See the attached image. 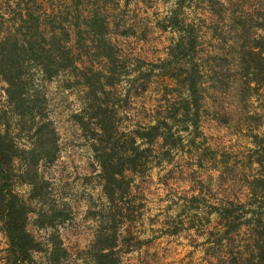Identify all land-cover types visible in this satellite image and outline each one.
Segmentation results:
<instances>
[{
  "label": "trees",
  "instance_id": "trees-1",
  "mask_svg": "<svg viewBox=\"0 0 264 264\" xmlns=\"http://www.w3.org/2000/svg\"><path fill=\"white\" fill-rule=\"evenodd\" d=\"M12 1L18 12L0 35V76L6 83L7 103L0 107V230L6 239L0 264H34L38 261L35 253L42 250L41 264H66L67 259V248L55 224L68 216V208L52 198L47 180L38 171L40 159L53 158L55 139L47 120L34 119L47 118L44 92L35 85L36 71L47 79L58 76L65 87L81 91L80 110L72 116L84 135L86 130L91 133L101 191L108 202L104 214L107 226L99 230L87 251L94 264H120L114 247L118 223L130 215L126 203L132 175L127 170L144 172L151 161L149 152L156 147L161 149L156 162L169 159L170 151L182 145L180 129L188 130L191 135L187 141L194 142L201 118L211 111L206 98L208 83L226 88L231 78L230 82L238 83L237 94L243 97L264 89V0H258L254 8L230 14L232 35L217 30L224 10L209 3L208 11L215 16L210 25L215 42L205 41L201 24L186 18L185 0H174L162 17L161 27L179 33L159 63L178 67L171 74L175 79L171 87L174 96L164 97L150 115L152 120L126 132L118 129V109L111 87L121 77L130 81L140 73L129 75L107 34L104 0H67L50 11L36 7L35 3L41 7L37 0ZM130 1L123 0L125 4ZM85 2L91 7L82 15L81 27L76 18L80 17L78 6ZM91 47L97 65L82 60L81 52ZM231 55L236 60L237 78L230 70ZM262 109L252 114L255 124L250 135L256 171L245 176V198L226 197L212 203L207 211L215 212L222 225L216 239H225V251L220 257L217 254L219 263L264 264V130L259 132L257 128L264 125V106ZM12 125L26 130L27 146L19 144ZM17 159L21 166L15 163ZM199 159L201 162L202 157ZM17 181L27 183V195L16 189ZM32 211L37 213L39 225L49 226L47 236L39 238L28 229ZM242 228L244 240L235 244V234Z\"/></svg>",
  "mask_w": 264,
  "mask_h": 264
},
{
  "label": "rangeland",
  "instance_id": "rangeland-1",
  "mask_svg": "<svg viewBox=\"0 0 264 264\" xmlns=\"http://www.w3.org/2000/svg\"><path fill=\"white\" fill-rule=\"evenodd\" d=\"M37 1L41 7L38 3L34 5L47 11L68 3L67 0ZM104 3L109 22L107 34L129 75L140 73L130 81L121 77L111 87L118 109V129L132 131L152 120L150 115L158 105L174 96L171 87L175 79L171 74L178 67L159 65L167 55L168 45L179 33L170 27H161L162 17L174 0H131L126 4L123 0H104ZM209 3L224 10L217 30L221 28L232 35L235 32L230 14L254 8L258 0H185L186 18L201 24L205 41L215 42L210 30L215 16L208 11ZM90 7L88 2L78 6L80 17L76 20L81 27L84 26L82 15ZM17 12L12 0H0V35ZM81 57L84 63L92 60L94 65L98 64L92 47L82 51ZM234 62L231 55L230 70L237 78ZM34 76L35 85L44 92L47 116L34 119L47 120L55 139L53 158L40 159L38 171L47 180L52 198L64 202L68 208V216L55 224L68 251L66 264H94L87 250L99 230L107 226L104 214L108 202L101 191L99 167L90 146L91 133L86 130L87 135H84L72 116L80 110L81 91L73 86L65 87L58 76L47 79L38 71ZM230 81L231 78L226 88H215L208 83L206 98L211 111L201 118L200 132L194 142L187 141V136L191 135L188 130L180 129L182 145L170 151L169 159L156 162V156L161 154V149L156 147L149 152L151 161L144 172L127 170L132 175L129 201L125 202L130 215L129 219L118 223V240L114 247L120 264H223L218 258L224 254L225 239L222 242L216 239L222 225L215 212L207 211L212 203L226 197L245 198V176L256 171L250 135L255 124L252 114L262 112L264 106L263 88L243 97L237 94L238 83ZM5 85L0 76V107L7 104ZM213 110L217 113L213 114ZM180 126L178 128H182ZM257 128L261 132L264 125ZM12 132L19 144H29L26 130H17L14 126ZM15 163L21 164L19 159ZM16 189L27 195L28 185L17 181ZM27 227L39 238L47 236L50 230L49 226L39 225L35 211L29 213ZM243 231L242 228L235 234V244L244 240ZM5 245L6 239L0 230V263ZM43 255V250L37 251L38 261L34 264H41Z\"/></svg>",
  "mask_w": 264,
  "mask_h": 264
}]
</instances>
